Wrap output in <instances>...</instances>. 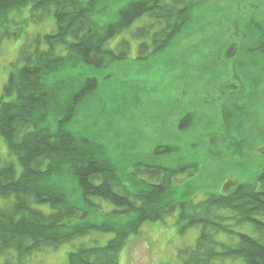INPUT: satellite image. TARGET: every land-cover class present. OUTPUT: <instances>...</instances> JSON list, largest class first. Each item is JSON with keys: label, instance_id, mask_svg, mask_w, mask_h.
Returning a JSON list of instances; mask_svg holds the SVG:
<instances>
[{"label": "trees", "instance_id": "16d2710c", "mask_svg": "<svg viewBox=\"0 0 264 264\" xmlns=\"http://www.w3.org/2000/svg\"><path fill=\"white\" fill-rule=\"evenodd\" d=\"M109 2L0 0V45L12 36L7 29L11 15L27 5L37 21L53 14L56 26L53 32L37 34L20 48L0 98V136L21 167L17 175L12 162L0 161V256L14 250L16 260L5 264H25L34 251L56 249L98 231L113 236L105 244L94 240L78 245L68 253V264H118L127 237L136 234L144 222L162 220L178 210L179 231L198 227L199 234L193 246L181 250L179 262L164 264H264V164L251 176L242 174L248 168L244 150L258 149L257 134L229 135L226 119L224 128H219L224 133L208 136L212 145L224 141L228 148L209 150L228 151L238 172L229 173L220 192H207L195 201L175 200L171 191L176 177L196 173L205 157L180 156L171 166L133 161L129 175H145L147 180L139 178L137 188L130 190L123 184L122 165L103 145L70 129L100 81L84 75L80 81L67 83L64 76L68 70L82 63L101 69L127 59L129 39L123 38L114 49L107 43L143 17L149 22L130 36L139 40L136 59L146 61L172 44L187 27L194 8L192 0H128L117 10V20L100 28L95 18ZM259 39L255 49L264 44V39ZM232 48L235 54V46ZM229 51L231 48L226 53ZM234 54L228 56L236 57ZM241 74V69H231L230 80L236 78L232 88L243 87ZM230 101L235 104L234 112L246 107L238 104L239 98ZM191 125L193 115L186 112L178 126L186 130ZM179 152L180 146L170 142L151 149L153 157ZM101 203L114 208L105 211L102 221L94 222L87 208L95 211ZM44 204L50 211L38 207ZM220 233L226 240H218Z\"/></svg>", "mask_w": 264, "mask_h": 264}, {"label": "rangeland", "instance_id": "374dc122", "mask_svg": "<svg viewBox=\"0 0 264 264\" xmlns=\"http://www.w3.org/2000/svg\"><path fill=\"white\" fill-rule=\"evenodd\" d=\"M127 1L110 0L107 8L95 18L98 27L117 20V10ZM192 2L194 8L190 22L163 52L146 61L136 59L139 40L133 39L130 33L149 22V18H138L130 30L107 43L114 49L123 38L129 39L127 59L101 69L82 63L78 68L68 70L64 79L67 83L80 81L84 75L99 79L97 91L90 102L81 107L70 129L103 145L119 166L122 165V180L128 189L137 188L139 178L147 180L145 175H129L128 172L133 171V161L171 166L180 156H190L187 159L193 160L205 157L196 173L178 175L171 191L175 200L192 198L197 201L207 192H220L229 173L238 172L229 152L222 150L228 148L222 144L224 141L213 145L208 141L209 135L224 128V122L230 124L229 135H258L254 136L258 149L254 152L251 148L244 150L248 168L242 174L251 176L264 164V44L255 49L259 37L264 39V0ZM15 14L7 24L12 36L3 39L0 45V98L9 74L14 70L20 48L31 42L35 35L51 33L56 27L53 14L37 21L30 5ZM232 46H235V54ZM229 48L231 51L227 54ZM230 54L236 57H229ZM234 66L242 70L243 87L236 89L231 87L236 84L231 83L236 78L230 80ZM231 97L239 98L238 104L246 107H240L236 114ZM186 112L193 115L194 125L181 130L179 119ZM223 130L219 133H224ZM169 142L180 146L177 155L152 156L151 149L155 145ZM210 148L222 149L220 153H214ZM0 161L12 162L19 175L21 167L17 158L9 153L1 136ZM2 204L0 199V206ZM101 205L95 211L87 208L94 222L102 221L105 211L114 208L108 203ZM38 207L50 211L47 204ZM177 213L175 210L162 220L144 222L136 234L127 237L120 249L118 264L179 262L181 250L194 245L199 228L190 227L180 232L176 224ZM112 236L111 232L91 231L62 243L56 249L46 247L34 251L26 257L25 264H68V253L78 245L94 240L105 244ZM217 238L226 240L222 233ZM15 260L14 250L0 256V264Z\"/></svg>", "mask_w": 264, "mask_h": 264}]
</instances>
